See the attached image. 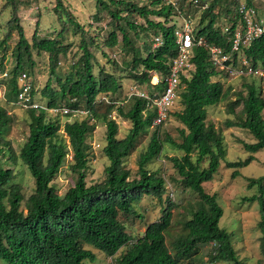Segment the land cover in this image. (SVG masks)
Masks as SVG:
<instances>
[{
	"label": "trees",
	"instance_id": "1",
	"mask_svg": "<svg viewBox=\"0 0 264 264\" xmlns=\"http://www.w3.org/2000/svg\"><path fill=\"white\" fill-rule=\"evenodd\" d=\"M33 1L36 0H4L3 7L9 8L10 17L0 39V72L12 31L17 39L11 48L14 65L6 71L8 79L3 82L2 100L5 104L14 102L16 77L20 73L29 77L34 69L32 52L45 54L47 79L38 100L47 110L67 109L68 113L63 116L73 120L65 121L60 128L56 121L46 118L44 109L24 110L26 134L14 151L6 138L12 119L0 106V262L82 264L84 260H94L90 250L93 249L104 257L113 258L112 264H181L195 257L200 247L210 245L209 262L240 264L230 234L218 227L221 208L214 195L205 193L202 188V184L212 180L224 159L222 134L206 121V108L228 98L229 88L223 89L219 81L212 80L228 73L211 67L203 46L191 48L193 70L187 78L180 76L176 90L179 110L167 114L182 126L178 130L179 142L166 134L159 138L158 126H151L154 112L146 109L145 99L131 94L121 105L111 100L102 101L103 97L114 96L120 89L121 76L114 75L113 69L124 73L123 76L138 86L145 85L147 95L160 92L161 84L152 85L151 80L165 75L176 56L174 31L181 24V18L191 21L197 13L196 23L192 25L191 21L193 36L202 37L205 45L228 51L239 0H179L177 10L160 0H145L141 4L133 0H92L95 12L91 19L97 22L100 13L107 18L102 28L95 30L79 24L61 0H53L52 13L61 25L57 35L38 38L35 24L30 38L26 39L16 12L19 6L27 8ZM241 2L253 5L252 0ZM67 27L79 35V41L66 70L58 73L60 58H65L68 52V46L59 41ZM223 28L228 31L223 32ZM103 29L104 38L97 39ZM148 37L150 39L146 40ZM154 37L161 40L157 47H152ZM96 39L111 51L117 48L122 56L118 63L115 55L110 58L101 51L105 62L110 64V71L96 62L91 51L98 48ZM242 54L252 68L264 70V34L252 41ZM33 91L36 90L31 88L34 98ZM226 110L233 115V120H225V128L243 129L253 139L252 143H241L247 154L243 160L225 163L227 169H232L230 177L234 178L238 169L254 160V153L264 150V99L257 87L244 83L242 90L235 92L234 100L227 102ZM75 111H83L78 120L74 118ZM112 113L130 124L121 138L117 137L118 128L111 118ZM90 119L103 125L101 153L107 164L100 181L86 184V140L95 126ZM150 128L153 130L137 158V170L131 175L123 168L122 161L133 150L136 140ZM60 129L67 144L58 133ZM163 144L182 153L180 157L167 158L174 172V177H169L170 182L195 196L194 206L185 208L187 212L178 221L179 234L170 239L167 237L175 206L169 198L162 200L167 191L165 180L144 168L158 157ZM17 161L31 178L33 187L28 193L15 181ZM203 161H206L205 167H201ZM64 164L71 183L59 195L54 179ZM246 181V188L255 191L244 200L257 204L261 256L258 264H264V174ZM143 196L165 205L159 217L146 224L142 233L134 238L126 233L125 222L130 217H139L133 206Z\"/></svg>",
	"mask_w": 264,
	"mask_h": 264
},
{
	"label": "rangeland",
	"instance_id": "2",
	"mask_svg": "<svg viewBox=\"0 0 264 264\" xmlns=\"http://www.w3.org/2000/svg\"><path fill=\"white\" fill-rule=\"evenodd\" d=\"M63 6L70 12L73 18L82 26L87 28L92 27L95 30L96 27L102 28L104 21H107L104 13L98 15V21L94 22L91 17L95 12L94 2L92 0H61ZM139 4L143 3L145 0H133ZM243 0H239L241 2ZM253 5L259 10L264 9V0H252ZM4 0H0V39L3 37L6 31L5 22L10 17L9 8L3 7ZM53 0H36L31 2L27 8L18 7L16 16L18 23L23 29V33L26 39H29L36 24L37 37L38 38H52L55 37L61 27L60 21L52 13ZM63 18V17H62ZM61 18V20H62ZM224 18V17H223ZM196 17L192 18V25L196 23ZM104 38V29L99 34L97 39ZM15 31L11 32V37L7 42V47L4 51V60L2 71H9L14 65V60L10 56L11 48L16 41ZM98 48L96 50L92 49V53L95 56L96 62L102 66L103 69H111L102 56L101 51L105 53L108 57L113 58L115 55L116 62L122 60V56L114 48L111 51L108 48L101 46L102 41L97 40ZM150 39L149 37L146 39ZM62 45L68 46V52L65 58H60L59 64L57 65V72L62 73L66 70L68 64L70 63V57L76 51V46L79 41V35L77 33H72V29L67 27L66 31L63 33L62 37L59 38ZM138 45L141 41L137 42ZM100 47V48H99ZM91 49V48H90ZM117 49V50H115ZM141 50V49H140ZM32 59L35 63L32 73L29 74L30 83L32 88L36 91L34 92V100L40 103L39 91L43 87L47 79V65H46V55L36 54L32 52ZM113 74L116 76H121L118 79L120 84V89L114 96L109 98H104L102 101L104 103H109L110 100L115 105H121L127 102L131 94L136 92H147L145 85L138 86L131 79L123 76L124 73H119L113 69ZM95 72V71H94ZM212 80L219 81L222 84L223 89L229 88L228 98L226 100H221L214 106L206 108V121L212 123L215 128H217L223 139L224 147V159L219 164L217 172L213 176L212 180L202 184V188L205 193L209 195H214L217 205L221 208V217L218 220V227L223 229L225 232L230 234V240L232 244L233 251L237 260L240 264H258L259 259H261L259 253V242L258 238L260 236L259 231L256 227V222L258 220L257 204L255 201L249 202L244 200L249 198L255 193L254 188L247 189V178H256L264 174V150L256 152L253 154L254 160L247 166L238 169V175L234 178L230 177L232 169H227L225 167L226 162H234L237 160H243L247 155L243 149L241 143H252V137L243 129L236 127L225 128L223 125L225 120H233V115L228 113L226 110V104L229 101L234 100L235 92L242 90V84L252 83L255 87L260 90L261 97L264 99V77H255L254 75L245 76H235V74H220ZM39 98V100H38ZM43 102V101H42ZM0 106L6 111V114L11 117V123L9 124L8 132L6 138L9 140L12 150L16 151L18 145L25 138L26 134V124L27 115L26 112L21 110L15 104H5L2 99H0ZM179 104L175 100L170 111H178ZM236 109L234 110V113ZM111 114V118L115 120L118 128L117 137H123L130 124L114 115ZM262 116L264 119V110L262 111ZM82 115L74 116L75 119L81 118ZM46 118L49 120H54L60 126L65 121H72L73 118H67L58 113L47 112ZM95 126L91 134L86 140L87 144V172H86V184H92L98 182L102 178L103 168L106 166L107 161L102 156L101 148L104 145V129L103 125L98 121H93ZM182 128L174 118L170 115L166 120L158 126V136L163 138V134H166L175 142L180 141L178 136V130ZM153 128H150L145 135L140 136L134 145L133 150L125 157L122 161L123 168L129 170L130 174L133 175L137 170V158L140 153L143 152L145 145L148 140V136ZM61 137L64 138L65 144L67 140L62 134L61 129L58 132ZM161 153L155 159L151 160L145 165V170L148 172H155L161 178L165 180L166 193L162 196V200L169 198L174 204L172 209V227L169 231L168 239L170 237L179 234L180 225L178 221L191 206H194L195 196L187 190L181 189L174 183L170 182L169 177H174V172L170 162L167 158L175 156L180 157L182 153L178 150L173 149L167 144L162 145ZM67 159H69V153L67 154ZM192 159L194 157L192 156ZM206 161H203L201 167H205ZM15 181L22 186L23 192L28 193L32 190V181L29 177L27 171L21 166L17 161L14 167ZM71 183V177L65 166L61 167L59 173L54 179V184L57 187V193L61 195L67 186ZM171 194V195H169ZM168 196V197H167ZM171 198H170V197ZM165 202V201H164ZM165 203H158L156 199L151 197L143 196L139 201L134 204V211L137 216L133 217L125 222L126 233L132 237H138L146 224L156 220L160 215V210L163 208ZM210 245H205L200 247L198 253L189 261H185L181 264H229L224 262H209L208 254L211 250ZM94 254V260L89 262L84 260L82 264H112L113 258H107L102 256L99 251L90 249ZM0 264H3L0 262Z\"/></svg>",
	"mask_w": 264,
	"mask_h": 264
},
{
	"label": "built area",
	"instance_id": "3",
	"mask_svg": "<svg viewBox=\"0 0 264 264\" xmlns=\"http://www.w3.org/2000/svg\"><path fill=\"white\" fill-rule=\"evenodd\" d=\"M165 4L171 5L175 10L179 0H160ZM195 2L194 0H192ZM263 11L254 5H248L239 2L235 7L237 20L230 29L228 39V51L214 45H205L202 37H194L191 27V21L181 18V24L174 31L176 56L172 59L168 72L163 76H154L151 80L152 85L161 84L160 92H152L147 95L145 92H134L146 100V109L153 110L154 119L152 125L163 123L168 112L171 110L176 100V90L180 76L187 78L193 70L191 58V48L193 46H203L206 50L208 62L215 70L223 71L235 76L254 75L255 77H263L264 70L252 68L248 60L243 56L242 51L249 44L260 38L264 34V9ZM228 28H223V32H227ZM161 44L159 37H154L152 47ZM236 63V66L234 64ZM8 79L6 71L0 72V99H3L5 92L4 81ZM16 94L13 104L21 110H39L44 109L49 113L66 114L68 110L61 109H45L43 105L36 102L31 96V83L29 77L25 73H20L16 77ZM83 114V111H75L73 115Z\"/></svg>",
	"mask_w": 264,
	"mask_h": 264
},
{
	"label": "clouds",
	"instance_id": "4",
	"mask_svg": "<svg viewBox=\"0 0 264 264\" xmlns=\"http://www.w3.org/2000/svg\"><path fill=\"white\" fill-rule=\"evenodd\" d=\"M153 122V121H152ZM162 124V123H161ZM161 124H159V125H161ZM159 125H155V126H159ZM151 126H153L152 124H151ZM171 195V194H170Z\"/></svg>",
	"mask_w": 264,
	"mask_h": 264
}]
</instances>
